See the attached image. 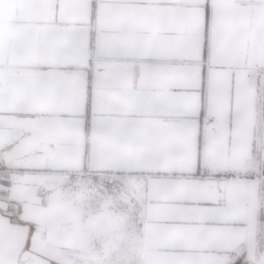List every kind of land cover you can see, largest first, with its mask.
Returning <instances> with one entry per match:
<instances>
[{"label": "snow or ice", "instance_id": "1", "mask_svg": "<svg viewBox=\"0 0 264 264\" xmlns=\"http://www.w3.org/2000/svg\"><path fill=\"white\" fill-rule=\"evenodd\" d=\"M0 264H264V0H0Z\"/></svg>", "mask_w": 264, "mask_h": 264}]
</instances>
